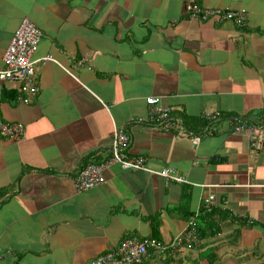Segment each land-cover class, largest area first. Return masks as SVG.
I'll return each mask as SVG.
<instances>
[{
  "label": "crops",
  "instance_id": "crops-1",
  "mask_svg": "<svg viewBox=\"0 0 264 264\" xmlns=\"http://www.w3.org/2000/svg\"><path fill=\"white\" fill-rule=\"evenodd\" d=\"M187 2L241 9L243 23L190 18ZM23 17L42 33L38 91L20 101L0 80V119L24 126L0 135V264H88L128 237L169 246L143 264H264V140L233 132L242 117L264 131V0H0V70ZM115 128L142 167L109 164L78 191Z\"/></svg>",
  "mask_w": 264,
  "mask_h": 264
},
{
  "label": "built area",
  "instance_id": "built-area-1",
  "mask_svg": "<svg viewBox=\"0 0 264 264\" xmlns=\"http://www.w3.org/2000/svg\"><path fill=\"white\" fill-rule=\"evenodd\" d=\"M185 10L190 18L202 21L219 18V20H228L241 25L244 20V12L241 9L231 10L219 7H205L197 2H187ZM41 35V30L28 17H23L3 54L4 68L0 70V80L15 84L20 101L27 102L29 97L38 91V87L35 84L36 59L33 55L38 48ZM49 57L44 56L42 59L46 60ZM146 101L152 107L158 102V97L149 96ZM150 118H155L161 128L166 129L165 127H168L169 124L167 122L169 120V108L159 109L152 107ZM241 119L236 120L237 123L233 128V132L240 130L248 132L252 144L259 148L262 145L264 134L256 132L250 123L240 122L239 120ZM0 135L12 139H20L24 135V126L20 122H7L0 119ZM129 142L130 136L123 130L115 128L113 130L110 159L102 163L89 162L80 168L75 175V185L78 191L87 190L100 184L103 180V170L109 164L118 163L123 168L129 169L142 167L141 158L124 157L122 151ZM159 174L168 180H176L178 182L185 180L183 176L177 175L171 167L162 169ZM203 203L210 210L214 203V196L212 194L208 195L203 200ZM190 225H194V223L190 222ZM189 237L191 235L187 236L188 239ZM151 249L165 252L169 249V246L151 237H128L119 243L117 249L108 250L97 255L88 264H143Z\"/></svg>",
  "mask_w": 264,
  "mask_h": 264
},
{
  "label": "trees",
  "instance_id": "trees-1",
  "mask_svg": "<svg viewBox=\"0 0 264 264\" xmlns=\"http://www.w3.org/2000/svg\"><path fill=\"white\" fill-rule=\"evenodd\" d=\"M242 118H245V117H242ZM248 121H249V119H248ZM249 122H251V120H250ZM203 204H204V203H203ZM206 210H207V208H206L205 206H203V211L206 212ZM206 213H207V212H206ZM205 217H207V216H205ZM197 234H198V233H197ZM152 236H153V237H156V238L159 239V234H158L157 229L153 228V234H152ZM197 237L199 238V235H198ZM213 258H215V257H213ZM213 258H210V259H212V261L209 259V263H210V264H217L218 261L216 260V258H215V260H213Z\"/></svg>",
  "mask_w": 264,
  "mask_h": 264
},
{
  "label": "bare ground",
  "instance_id": "bare-ground-1",
  "mask_svg": "<svg viewBox=\"0 0 264 264\" xmlns=\"http://www.w3.org/2000/svg\"><path fill=\"white\" fill-rule=\"evenodd\" d=\"M250 125H252L254 128H255V131L256 132H262L264 134V131L260 130L258 126H256L255 124L253 123H250ZM263 140H264V137H263ZM263 140H262V143H263Z\"/></svg>",
  "mask_w": 264,
  "mask_h": 264
}]
</instances>
